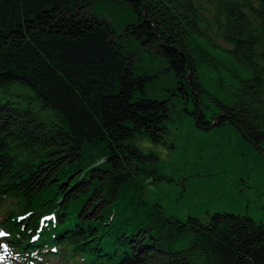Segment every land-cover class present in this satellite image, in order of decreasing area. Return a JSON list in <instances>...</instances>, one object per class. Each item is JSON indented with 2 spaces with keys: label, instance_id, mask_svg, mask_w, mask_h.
<instances>
[{
  "label": "trees",
  "instance_id": "16d2710c",
  "mask_svg": "<svg viewBox=\"0 0 264 264\" xmlns=\"http://www.w3.org/2000/svg\"><path fill=\"white\" fill-rule=\"evenodd\" d=\"M126 36L161 55L185 110L264 140V0H0L1 262L264 264L263 223L142 198L158 156L133 139L159 141L170 107Z\"/></svg>",
  "mask_w": 264,
  "mask_h": 264
},
{
  "label": "rangeland",
  "instance_id": "374dc122",
  "mask_svg": "<svg viewBox=\"0 0 264 264\" xmlns=\"http://www.w3.org/2000/svg\"><path fill=\"white\" fill-rule=\"evenodd\" d=\"M111 18L118 29L116 16L109 15ZM124 43L136 68L151 75L146 95L168 99L170 107L166 131L159 141L144 135L133 139L144 151L158 156L155 164L146 163L138 174L143 183L142 198L149 204L158 203L165 214L179 220L188 216L208 219L212 213L224 211L245 214L264 224V156L255 147L251 154L241 153L246 151L245 144L227 126L198 128L185 114L173 71L165 69L161 55L130 36ZM205 110L212 113L210 108ZM230 158L246 162L249 169L248 182L241 190L237 189L239 184L231 185L232 173L222 169L228 167L221 162ZM0 264L7 263L0 258Z\"/></svg>",
  "mask_w": 264,
  "mask_h": 264
},
{
  "label": "flooded vegetation",
  "instance_id": "af4514ba",
  "mask_svg": "<svg viewBox=\"0 0 264 264\" xmlns=\"http://www.w3.org/2000/svg\"><path fill=\"white\" fill-rule=\"evenodd\" d=\"M206 108H204L202 111L200 110V116L198 119L199 126H197V127L201 128V129H208L204 126L209 125L210 120H212L213 117L216 115V113L214 115H212V113L210 111L205 110ZM184 112L186 115H189L190 116L189 118L193 119V122H194V119L197 116V109L192 108V109H189L188 111L184 110ZM213 126H217V127H226L227 126L232 133H234L238 136L240 143L243 142L245 144L246 151H242L241 153H246V152H249L248 154L252 153V149L254 148V145L252 143H250L249 141H247L241 135L240 131L233 124H231L227 119H225V117H221L220 119H218L217 123H215L211 127H213ZM242 131L245 133V135H247V137L250 138V133L247 130L242 129ZM258 143L264 147V140H262ZM255 150H257L258 152L263 154V152H261L257 148ZM221 163L223 164V166L228 167V169L226 167H222L224 172L226 170H228L232 173L231 185H233V187H236V184H239V186H237V189H239V190L243 189L248 182V181H246V179L249 177V175H248L249 169L246 165V162H243L240 159H236V158L231 159L230 158L229 160L222 161Z\"/></svg>",
  "mask_w": 264,
  "mask_h": 264
},
{
  "label": "water",
  "instance_id": "95a60500",
  "mask_svg": "<svg viewBox=\"0 0 264 264\" xmlns=\"http://www.w3.org/2000/svg\"><path fill=\"white\" fill-rule=\"evenodd\" d=\"M200 110H201V107L199 106L198 109H197V116L196 118L194 119V124L196 126H199V116H200ZM222 116V112H218L212 120H210V124L207 125V126H204L206 128H210L212 125H214L215 123H217L218 119H220ZM231 124H233L241 133V135L247 140L249 141L250 143H252L254 145V147H256L258 150H260L261 152H263L264 154V147L259 144L258 142L252 140L251 138L247 137V135H245V133L242 131V129L239 127V125L237 123H235L232 119H227Z\"/></svg>",
  "mask_w": 264,
  "mask_h": 264
}]
</instances>
